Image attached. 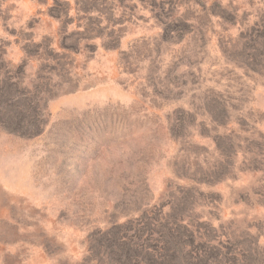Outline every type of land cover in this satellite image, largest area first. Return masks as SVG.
<instances>
[{
    "label": "rangeland",
    "instance_id": "rangeland-1",
    "mask_svg": "<svg viewBox=\"0 0 264 264\" xmlns=\"http://www.w3.org/2000/svg\"><path fill=\"white\" fill-rule=\"evenodd\" d=\"M263 25L264 0H0V264L189 237L183 264H264Z\"/></svg>",
    "mask_w": 264,
    "mask_h": 264
},
{
    "label": "trees",
    "instance_id": "trees-1",
    "mask_svg": "<svg viewBox=\"0 0 264 264\" xmlns=\"http://www.w3.org/2000/svg\"><path fill=\"white\" fill-rule=\"evenodd\" d=\"M259 40L257 41V43H256V46L254 47V49L259 53V54H261V53H263V51H264V25H263V27H262V31L260 32V34H259ZM254 50V51H255ZM255 51V52H256ZM253 54H254V56H255V58H256V53H254L253 52ZM2 121V122H1ZM12 123L13 122H11L10 120H7V118H1L0 119V124L1 125H3V127L6 129V130H11L12 128H11V125H12ZM170 234V233H169ZM190 236H191V234H190ZM166 240H168V239H166ZM188 241H194V239H193V237H189L188 239H187V241L186 242H188ZM182 242H185V241H181L180 243H178V242H176L175 244H174V246H175V248H173L172 250L173 251H171L172 252V254H171V256H170V259H169V261H168V264H183V261H184V259L185 258H187V256H189V255H191L190 253H191V249L190 250H188L187 252H183V255H180L179 256V254L183 251V250H185L184 248H186L187 247V243L185 242L184 244H183V246H182ZM131 247H133V246H131ZM145 247H146V249H145ZM143 246V248L142 249H144V251H146V253H147V249H148V245H146V246ZM112 249V248H111ZM119 250H122V249H119ZM135 251H137V249L135 250ZM143 251V252H144ZM167 250H165V252H166ZM160 255H162V252H160L159 253ZM189 254V255H188ZM182 258V259H181ZM163 262V261H162ZM128 263L129 264H139V262L137 261V260H135L134 262L133 261H131V259H129V261H128ZM161 264H167L166 262H163V263H161Z\"/></svg>",
    "mask_w": 264,
    "mask_h": 264
}]
</instances>
